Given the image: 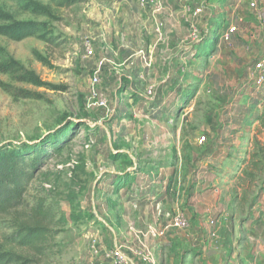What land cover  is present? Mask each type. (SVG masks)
Instances as JSON below:
<instances>
[{"label":"rangeland","instance_id":"374dc122","mask_svg":"<svg viewBox=\"0 0 264 264\" xmlns=\"http://www.w3.org/2000/svg\"><path fill=\"white\" fill-rule=\"evenodd\" d=\"M23 1L0 0V12L17 21L47 22L51 41L32 37L15 42L0 36V47L44 83H16L0 73V83L41 96L15 98L0 85V147L28 146L33 156L46 151L38 156L42 165L26 205L15 214L29 226L41 225L46 236L35 247L19 245L13 242L14 228L5 224L0 245L29 259V264H111L105 254L114 247L123 246L129 256L134 251V245L129 249L114 239L120 233L122 242H130L127 235L135 227L136 246L153 251L157 264H241L240 247L247 237L242 224L250 215L260 216L258 221L264 223V86L251 82L256 61L244 71L241 57L231 64L222 57L212 71L205 65L194 76L191 70L183 71L185 98L171 104L178 116L148 115V97H157L161 88L148 89L146 82L136 87L119 74L112 77L113 72L105 78L98 69L103 56L98 14L108 0L53 8V20L23 13ZM1 19L0 25L7 23ZM190 30V35L200 33ZM242 35H248L244 45L264 51V27L246 26ZM96 73L107 110L89 107ZM194 84L201 87L199 95ZM208 129L215 138L213 150L204 148L210 142ZM203 136L204 144L192 146ZM210 158L217 159L215 166L201 170L216 179V201H211L216 212L211 217L191 216L192 208L185 203L182 212H188L189 226L184 230L172 226L175 213L163 212L156 224L165 235L148 245V215H140L138 221L136 212L148 196V164L182 160L181 172L187 176L193 170L186 167L187 161L191 165ZM221 160L229 163L217 168ZM130 174L132 181L126 178ZM113 182L122 188L121 194H113Z\"/></svg>","mask_w":264,"mask_h":264},{"label":"crops","instance_id":"0c3cea01","mask_svg":"<svg viewBox=\"0 0 264 264\" xmlns=\"http://www.w3.org/2000/svg\"><path fill=\"white\" fill-rule=\"evenodd\" d=\"M253 1L261 7L264 5V0H163L165 9L160 14H152L149 9L141 6L140 0L103 2L102 11L98 14L100 29L97 37L102 44L103 53L98 69L103 71L105 78L109 77L108 73L113 72L112 77L119 74L121 79L127 78L136 87L140 82H146L148 89L161 88L159 98L158 96L148 97V115L160 114L158 115L160 117L173 116L175 119L178 112L171 104L173 102L177 104L185 95L183 71L191 70L194 76L200 72L201 65H205L208 71H212L217 64V59L222 57L228 64L236 62L235 60L241 57L244 59L242 64L246 65L244 68L246 71L252 66L253 61L258 62L264 56L262 49H253L250 45L242 43L248 40V35H242L244 27L258 25L264 27L262 17L258 12L249 8V3ZM198 9H201L200 14H196ZM260 10L264 11V7ZM158 22L164 24L162 39L157 33ZM234 23L238 24L240 32L233 36L230 44L224 43L221 35L229 25ZM193 28L203 34V37L197 38L193 35L194 33L190 35V29ZM128 38L131 42L127 44V40H130ZM212 40L215 42L211 43ZM192 87H198L196 94L199 95L200 85L195 86L194 84ZM190 89L191 87L187 90ZM157 91L158 89L156 93ZM195 97L199 98L195 95L194 99ZM166 130L169 132L168 129ZM207 136L210 142L204 148L213 150L215 138H211V130L207 131ZM199 145H201L199 139L192 141V146L198 147ZM216 162L217 159L214 158H210L209 161H199L196 164L192 162L191 165L187 161L186 167L188 169L193 167L187 176L182 175L181 172L184 170L182 160L148 164V196L145 195L141 201L142 205L136 207L138 221L140 215L145 216V213L148 215V220L145 221L147 225L145 230L148 229V241L146 240L148 245L155 244L162 239L150 236L149 232L161 231L156 224L157 217L161 214L165 215L164 213L167 212V214L175 213L186 216L188 212H182L185 203L192 208L191 216L211 217L216 212V203L214 202L211 206V201L213 199L216 201L215 197L218 192L215 187L216 179L211 172L202 174L201 170L202 166L206 168L215 166ZM227 163H229L227 160H221L217 168ZM132 176V174L128 175L127 180L132 181ZM118 177L117 173L115 179ZM119 193L113 192L114 195ZM186 198L190 199L187 201ZM261 210L264 211V209ZM259 218L260 216L250 215L242 224L247 237L244 245L240 247L241 264H264V223L258 221ZM136 231L138 228L133 227L129 236L127 235L130 242H122L125 237H122L120 233L114 239V242L126 244L129 249L130 245L135 246L130 255L134 264L137 263L136 260H139L135 255V250L138 249L135 242L139 238L135 234ZM165 242H167L166 238Z\"/></svg>","mask_w":264,"mask_h":264},{"label":"trees","instance_id":"16d2710c","mask_svg":"<svg viewBox=\"0 0 264 264\" xmlns=\"http://www.w3.org/2000/svg\"><path fill=\"white\" fill-rule=\"evenodd\" d=\"M86 0H48L43 4L39 0H24L22 10L37 18L53 20L55 15L52 9L67 10L82 5ZM1 19L6 21L0 25V36L15 42H21L28 38L36 37L44 42H50L47 22L32 20H13L9 13L0 12ZM0 73L9 75L16 83H30L43 86L44 83L33 72L28 71L6 51L0 47ZM1 87L11 96L19 99H35L41 96L34 95L24 90L15 89L12 86L0 83ZM28 146L13 147L12 145L0 147V228L8 224L14 228L13 242L35 247L45 240L44 229L41 225L29 226L20 218L15 217L16 212L26 205L27 193L30 186L37 179L40 172V159L45 150L33 156L27 153ZM39 156V157H38ZM113 157V156H112ZM114 158V157H113ZM118 183L114 184L115 192H119ZM10 218V221L8 220ZM39 250V248H37ZM29 259L6 250L0 245V264H29Z\"/></svg>","mask_w":264,"mask_h":264},{"label":"built area","instance_id":"2783aa9c","mask_svg":"<svg viewBox=\"0 0 264 264\" xmlns=\"http://www.w3.org/2000/svg\"><path fill=\"white\" fill-rule=\"evenodd\" d=\"M141 6L145 7L149 10H151L154 14H160L164 11V6L162 3V0H140ZM250 8L253 11L258 12V14L262 17L264 15V11H261L258 3L256 1H253L250 3ZM201 13V9L196 10V14ZM162 29L163 24L157 25V33L159 35H162ZM239 32V27L235 24L229 25L228 29L221 35V40L224 43L231 42L234 35H236ZM194 35L199 38L200 33L197 31L194 33ZM251 82H254L256 86L263 87L264 86V58L260 59L258 62L255 63L253 73L251 74ZM101 79L98 73L94 76L92 79V89L90 91L91 98L90 101H92V104H89V107L91 106L101 109H108V101L102 97L97 90V87L100 85ZM150 92L149 94H151ZM206 142V137H201L199 139V144H204ZM163 216V214H161ZM164 217V216H163ZM169 218V216L167 217ZM172 226L177 230H184L188 228L189 223L187 218L184 215H175L171 218ZM150 236L153 237H162L165 235L164 231L154 230L149 231ZM143 246V245H142ZM142 249H137L135 251V255L137 258L143 263V264H157L155 255L153 251L150 249H145V247H142ZM106 259L111 264H134L133 259L126 253V249L123 246H116L112 250L106 252L105 254Z\"/></svg>","mask_w":264,"mask_h":264}]
</instances>
